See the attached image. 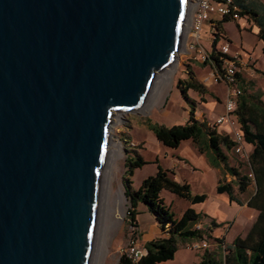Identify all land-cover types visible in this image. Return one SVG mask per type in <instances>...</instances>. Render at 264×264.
<instances>
[{
	"label": "water",
	"instance_id": "water-1",
	"mask_svg": "<svg viewBox=\"0 0 264 264\" xmlns=\"http://www.w3.org/2000/svg\"><path fill=\"white\" fill-rule=\"evenodd\" d=\"M190 0H0V264H93L116 114L182 50Z\"/></svg>",
	"mask_w": 264,
	"mask_h": 264
},
{
	"label": "rangeland",
	"instance_id": "rangeland-1",
	"mask_svg": "<svg viewBox=\"0 0 264 264\" xmlns=\"http://www.w3.org/2000/svg\"><path fill=\"white\" fill-rule=\"evenodd\" d=\"M228 28L232 30L233 33L237 32L233 23H229ZM224 34L226 39H229L225 32ZM186 37L184 39L183 48L179 52L175 64L171 68L170 72L166 73L167 75L165 74L161 76L156 90L148 103L137 112L116 114L114 117V123L111 131V149L113 152V158L109 172V189L113 192H119V190H122L125 195V202L124 205L119 208L120 210L113 213V211L110 210V196L108 198L107 212L105 210L103 217L102 234L100 238L102 249L98 264H118L120 257L129 247L132 238L137 236L140 241L143 231L151 233L153 238L162 234L159 226H156L157 223L154 215L148 210L147 205L142 202L137 208V211L139 212L137 217L141 227H135L132 220H130L131 204L128 196L126 195V185L124 183L128 157H133L134 155L139 154L148 161L142 167L137 168L134 175L131 177L133 181V189L139 188L143 180L155 172L158 165H156V161H161L164 165L173 167V161L175 159L171 156H165L166 151H168L167 154H185V156L189 157L196 166L201 164L200 153L191 140L182 142V144L177 148L167 147L157 139L154 130L150 127L155 124L173 126L175 124H183L187 122L193 105L192 101H195L196 111H199L198 118L201 117V119H203L202 116L206 114H209L210 117L214 116L212 113L213 108H206L204 103L203 107L197 105L195 99H198L200 103L204 102L200 94L190 90L187 94L188 99L178 87L179 80L188 79L191 71L195 74L197 80H199V77L206 73L207 69L210 68L209 65L190 58L186 49ZM203 42L206 46L211 44L207 37H204ZM232 48L234 50L239 49L237 33L233 40ZM252 50V52L246 55L241 54L236 57V60L240 65L239 83L242 88V94L254 96L261 94V98L264 100V73L258 71V68H264L262 44L259 46L254 45ZM262 61L263 65L261 64ZM206 83L209 82L207 81ZM211 83L212 84H209L210 86L208 88L210 89V94H212V99L220 102L222 90L226 94V85L224 82L215 83L212 81ZM195 116L197 117L196 112ZM113 142L119 145H113ZM224 151V153H226L225 155L228 157V164L231 167L237 168L242 175H248L251 172V166L248 162L234 150H228L225 148ZM179 172L184 174V178L192 185L194 192L199 191L209 195V200L205 204L202 205V203H198L196 206H201V208L205 210H218V205L215 202H211L212 194L214 192L216 193L215 188L212 186V181L204 180L201 175L204 170L199 168L198 171H195L189 167H184V169ZM226 174L229 173L227 172ZM229 178L230 180L224 175V180L227 182L234 179L231 174L229 175ZM235 188L237 196L241 199L243 197L242 200L247 201L255 190V182L252 178L250 187L245 193H239L237 190L238 187L236 186ZM161 196L169 206L172 204V201H174L172 210L177 216L181 215L184 205L189 204L188 201L178 197L176 194L166 189L162 190ZM226 212L227 210L224 208V213ZM110 218L116 221L114 225L111 224ZM201 221V223L205 224L204 220ZM241 221L242 220L238 218L236 224L235 219L223 223V226L220 229V231H222L221 236L215 240L217 241L218 239H221V241H225L226 233H228L231 229L232 230L229 234L232 236V233L240 228L242 224ZM205 226L207 227L208 223L207 225L205 224ZM249 227L247 228L249 229ZM206 231L207 235L205 239L210 244L214 240L209 237L210 229L206 228ZM140 242L143 244L142 240ZM224 244L227 246L230 243L226 241ZM183 245H185V242L182 243V240H178V250L175 257L167 261V264H192L193 253L196 252V249ZM218 256L220 260L223 259L224 251L222 248L220 253H218Z\"/></svg>",
	"mask_w": 264,
	"mask_h": 264
},
{
	"label": "trees",
	"instance_id": "trees-1",
	"mask_svg": "<svg viewBox=\"0 0 264 264\" xmlns=\"http://www.w3.org/2000/svg\"><path fill=\"white\" fill-rule=\"evenodd\" d=\"M235 2L241 9L242 17L249 15L257 23L260 28L258 36L264 40V3L260 0H235ZM225 18V21L229 20L227 17ZM218 28L221 30V26ZM217 41L218 39H215L213 43L214 49L210 54V61L205 62V64L214 65L223 71L224 58H228L229 55H223L216 50ZM236 75L239 79L240 73L238 72ZM178 87L186 98H188L189 90H194L200 94L205 92V87L197 80L193 72H190L188 79H180ZM261 97V94L256 96L241 94L234 111L244 133L245 143L252 147L250 165L254 173L255 190L248 199L247 204L252 208H256L259 214L245 237L237 236L232 243L226 246L224 255L226 264H264V100ZM192 103L190 117L187 122L173 126L155 124L150 127L154 130L157 139L167 147L177 148L184 140L191 139L200 151L212 150L216 159L222 161L226 169L236 177L230 182L220 179L217 191L227 193L231 200L241 203L235 186L238 187L239 193H245L250 187L252 178L248 175H242L237 168L230 167L228 157L222 151V146L231 149L235 142L229 135H222L217 129L208 127L204 118L198 119L195 116L196 106L194 101ZM147 162L139 154L127 159L124 183L126 185V195L131 204L130 220H132L135 227H139L136 219L139 213L137 208L141 202L147 205L148 210L154 215L162 234L144 244L147 254L142 257L139 264H167V261L175 257L178 250V240L204 239L207 231L194 228V225L204 216L194 208H187L181 217H176L171 206L167 205L161 196L162 190L166 189L181 194L192 203L203 202L207 195L204 193L192 194L189 184L176 180L174 171L164 168L159 163L156 173L146 177L139 188L133 189L131 177L137 168L142 167ZM211 224L213 226L219 225L215 220H212ZM221 261L211 252L206 251L203 259L197 264H219ZM118 264L134 263L126 254H123Z\"/></svg>",
	"mask_w": 264,
	"mask_h": 264
},
{
	"label": "crops",
	"instance_id": "crops-1",
	"mask_svg": "<svg viewBox=\"0 0 264 264\" xmlns=\"http://www.w3.org/2000/svg\"><path fill=\"white\" fill-rule=\"evenodd\" d=\"M260 1L262 3H264V0H260ZM227 18L229 20L225 21V19H226L225 17L218 15V14H214V15H212V17L210 19H208L204 22L202 37H201V43L210 54L214 49L213 43H214L215 39H218L217 45H216L217 51H219V49H221V47L223 45L229 44V47H230L229 48V56H235V55H241V54L246 55V54L253 51L252 47H254V45L259 46L260 44H262V53H263L264 40L259 38L258 33H259L260 28L257 25V23L253 20V18H251L249 15H245L239 20H234V19H231L229 17H227ZM213 23L218 24V26H221L220 31L222 33L225 32L229 39H226V37L224 36L225 34L223 36L222 35H213L211 33V27H212ZM229 23H233L235 26V29L237 30L236 33L238 35L239 49H236V50H234L232 48L233 40L236 37V33H233V31L228 28ZM204 37H207V39L210 40L211 44L209 46H206V44L203 42ZM198 62H202V61H198ZM202 63H205V62H202ZM261 64L263 65V61L261 62ZM207 65H209L210 68L207 69L206 73H204L203 75H201L199 77L200 83H202V85L205 87L204 94H200L194 90L193 91L200 94L201 98L203 95L202 100H204V102L200 103L198 101V99H195L197 105H200V107H203V103H204L206 108H213L212 113L214 116H212V117L215 118L216 116H218L219 114H221L225 111V101L228 97L229 86L224 82L227 89H226V94L222 90L221 101L219 100L220 102L212 99V94H210V89L208 88L210 86L209 84H212V83L211 82L205 83V79L207 78V76L209 75V73L211 71V65L210 64H207ZM258 71H260L261 73H264V68L263 69L258 68ZM239 86L241 88L240 83H239ZM194 103H195V101H194ZM198 113H199V111L197 110L196 111L197 118H198ZM204 116H206L208 118H212L209 116V114H206ZM200 119H201V117H200ZM217 131L222 135H224V134L229 135L233 140L232 129H231L229 124H227V123L223 124L221 127L218 128ZM189 140H191V139H189ZM184 141H187V140H184ZM192 143L195 145V143L193 141H192ZM246 146H247V149L249 151H251V149H252L251 145L247 144ZM196 148L198 149L197 146H196ZM225 148L226 147L222 146L223 153L225 152L224 151ZM228 150H234V148L232 147L231 149H228ZM198 151H199L200 156H201V164L199 166H196L189 157L185 156V154H177V153L176 154L175 153L174 154H172V153L167 154L168 151L165 152V156H168V157L171 156L172 158L175 159L173 161V167L169 166V165L166 166L161 161L155 162L156 165L159 163L164 168H168V169L173 170L175 173L174 176H175L176 180H178L181 183H187L190 185V191L192 194H203L204 192H199V191L194 192L193 191L192 185L189 183L188 180H186L184 178L185 177L184 174L179 172L180 170L184 169V167H189L195 171H198L199 168L204 170V172L202 174L201 173L200 174L202 175L204 180L212 181V186L215 188L216 193L214 192L212 194L211 202H215L218 205L217 206L218 210H216V209H208V210L202 209L201 206H199V207L196 206V205H198V203H192L187 197L182 196L181 194H178V193H174L178 197L183 198L184 200L189 202V204L184 205L180 216H177L175 214L176 217H181L187 208H190V207L194 208L197 212H200L204 215L201 220H204L206 225L208 223V226L210 227L209 237L214 240L212 243L209 244L208 248L196 249V252L193 253L194 255H193L192 264H197L198 262H200L203 259V256H204L206 251L211 252L216 258L219 259L218 253H220L221 248L222 249L224 248V242L227 241L229 243H232L237 236L245 237L246 234L248 233L249 229L251 228L253 222L255 221V219L257 218V216L259 214V211L256 208H252V207L248 206V204H247L248 200L247 201L242 200L243 197H242V199L240 198L241 203H239L236 200H231L227 193H219L217 191V186H218L220 179H224V175H225L230 180L229 175L231 173L226 169V167L224 166V163L222 161H220L219 159L218 160L216 159L215 154L213 153L212 150L208 149L205 152H202L198 149ZM157 170H158V165H157V168H156L154 173H156ZM227 172L229 174H226ZM233 177H234V179H236L235 176H233ZM204 194H206V193H204ZM206 195H207V198L203 202H200V203H202V205L205 204L209 200V195L208 194H206ZM173 203H174V201H172V204L170 205L171 209H172ZM224 208H225V210H227L226 213H224ZM238 218L240 220H242L241 221L242 224H241L240 228L238 230H236L235 232H233L232 236L229 234L232 229L229 230L228 233H226V238H225L226 240L225 241H221V239L220 240L218 239L216 241L215 239H217L221 236L222 231H220V229L222 228L223 223H226L230 220L235 219V224H236ZM136 219H137L139 226L141 227L138 217H136ZM212 220H215L216 223H218L219 225L213 226L211 224ZM249 225H250V227H249ZM156 226L158 227L159 225L157 224ZM247 227H249V229ZM152 238L153 237H152L151 233H146L144 231L142 232L141 240L143 241V244H145L147 241L151 240ZM193 240H195V239L192 238V239H188L186 241H182V243L185 242V245H183V246L190 247V243Z\"/></svg>",
	"mask_w": 264,
	"mask_h": 264
},
{
	"label": "built area",
	"instance_id": "built-area-1",
	"mask_svg": "<svg viewBox=\"0 0 264 264\" xmlns=\"http://www.w3.org/2000/svg\"><path fill=\"white\" fill-rule=\"evenodd\" d=\"M190 3L191 12L188 17L185 30V37L187 35V53L193 60L208 62L211 59L210 53L201 43L204 22L210 19L214 14L239 20L242 18L241 9L236 4L235 0H190ZM218 27V24L213 23L211 33L213 35L223 36L224 33H222ZM229 48V44H225L221 47V49H219V52L223 55H229ZM236 57L237 55L224 58L223 71L214 65H211V71L205 79V83L207 81H213L215 83L225 82L229 86L228 97L225 101V111L223 113L219 114L215 118H208L206 116H202V118H204V121L211 129L218 130V128L223 124H229L232 129L233 140L235 142L233 146L234 151L250 165V151L247 149L244 133L241 130L238 119L234 114L238 104V98L242 94V89L239 86V79L236 75L240 72V65L236 60ZM248 176L254 178L252 169ZM200 221L194 225V228L201 230H206V228L210 229L209 226L206 227L205 224ZM190 247L194 249H206L209 247V243L205 238L195 239L190 243ZM223 251L225 255V244ZM124 254H126L134 264H139L142 257L147 254V249L145 245L139 241L138 237L134 236ZM219 264H226L225 256H223V259Z\"/></svg>",
	"mask_w": 264,
	"mask_h": 264
},
{
	"label": "bare ground",
	"instance_id": "bare-ground-1",
	"mask_svg": "<svg viewBox=\"0 0 264 264\" xmlns=\"http://www.w3.org/2000/svg\"><path fill=\"white\" fill-rule=\"evenodd\" d=\"M190 7H191V3L189 4V12H190ZM188 17H189V13H188ZM188 20V18H187ZM173 67V66H172ZM167 69L163 74L165 75L166 73L170 72L171 68ZM167 75V74H166ZM167 78V76H166ZM119 145L113 142V145ZM112 145V144H111ZM112 149L110 148V164L108 165L107 169H106V174H105V178H106V185H105V191H106V195H105V199H104V204H103V211H102V217H101V223H100V229H99V233L97 236V240H96V250H95V256H94V262L93 264H98L99 263V259L101 256V234H102V226H103V217H104V213L105 210L107 212V205H108V198L110 196L111 199V205H110V210L113 211V213H115V211L120 210L119 208L124 205L125 202V195L123 193L122 190H119V192H113L112 190L109 189L110 187V168H111V164H112ZM107 214V213H106ZM110 217V215H109ZM110 222L112 225H114V223H116V221L112 218H110ZM100 249V250H99ZM102 262V261H101Z\"/></svg>",
	"mask_w": 264,
	"mask_h": 264
}]
</instances>
